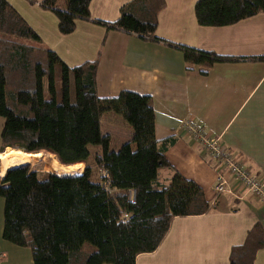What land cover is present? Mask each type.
I'll use <instances>...</instances> for the list:
<instances>
[{"label":"trees","instance_id":"16d2710c","mask_svg":"<svg viewBox=\"0 0 264 264\" xmlns=\"http://www.w3.org/2000/svg\"><path fill=\"white\" fill-rule=\"evenodd\" d=\"M90 3L65 0L61 6L57 0L39 1L55 15L63 35L83 20L174 46L186 63L210 66L245 58L160 39L156 29L165 0H130L112 21L93 18ZM263 11L264 0L194 3L201 26L230 25ZM40 43L8 0H0V153L6 148L44 152L61 165L85 164L86 174L84 179L60 176L26 163L6 169L0 177L5 241L29 248L32 264H135L137 255L157 248L174 217L215 209L203 189L167 161L165 151L176 138H155L150 96L121 90L99 97L96 59L69 67ZM105 112L117 114L132 130L117 150H110V134L101 131ZM90 145L95 146L92 153ZM163 168L172 170L169 183L159 180ZM263 246V227L257 222L243 243L231 248L228 264H253Z\"/></svg>","mask_w":264,"mask_h":264},{"label":"crops","instance_id":"0c3cea01","mask_svg":"<svg viewBox=\"0 0 264 264\" xmlns=\"http://www.w3.org/2000/svg\"><path fill=\"white\" fill-rule=\"evenodd\" d=\"M39 1L8 0L37 33L40 44L53 50L67 66L97 60L99 97L121 90L150 96L155 138H176L165 151L167 161L199 185L214 204L215 209L204 214L174 217L157 248L137 255L135 264H228L231 248L243 243L253 224L259 222L264 232V202L239 187L234 195L215 194L216 173L223 171L182 126L195 123L208 135L219 137L224 150L264 179V59L259 58L264 56V11L230 25L201 26L194 13L196 0H165L156 29L160 39L245 57L205 66L186 63L182 51L169 44L106 30L90 21L77 20L75 30L63 35L57 30L55 15L42 9ZM128 1L91 0V16L115 20ZM126 129L128 135L119 143L130 138L131 127L126 125ZM101 131L109 133L111 141L118 130L101 126ZM171 173L168 168L160 169L159 180L165 183ZM2 229L0 198L1 264H32L30 249L5 241ZM253 264H264V246Z\"/></svg>","mask_w":264,"mask_h":264},{"label":"built area","instance_id":"2783aa9c","mask_svg":"<svg viewBox=\"0 0 264 264\" xmlns=\"http://www.w3.org/2000/svg\"><path fill=\"white\" fill-rule=\"evenodd\" d=\"M182 129L191 134L194 141L210 157L218 161L217 167L222 169L223 172L216 173L214 181L215 194L228 193L234 195L236 189L239 187L244 192L264 202V179L256 176L248 166H244L239 161H235L230 152L223 149L219 137L208 135L200 126L191 122H185Z\"/></svg>","mask_w":264,"mask_h":264},{"label":"rangeland","instance_id":"374dc122","mask_svg":"<svg viewBox=\"0 0 264 264\" xmlns=\"http://www.w3.org/2000/svg\"><path fill=\"white\" fill-rule=\"evenodd\" d=\"M64 3H65V0H58V4L62 5ZM108 113L111 114V115H103L102 116V118H101V126H102V129H106V128L109 129V127L110 128L114 127V129L118 130L116 133H114L111 136V141H110V144H109L110 150H117L119 148V146L121 145V143H119V141H121V138L122 137H126V135H128V132H127V129H126V125L128 126V124L124 123L125 125H123L122 123H123L124 120L121 117H118V115H116L113 112H105L104 114H108ZM3 121H4L3 118L0 116V131H1V128H2ZM114 131L115 130H113V132ZM89 149H90V151L92 153V151H95V146L94 145H90ZM37 154H38V157L34 161L26 163V164H29L31 169H35L36 171H39V172H49V173H53V174H56V172H58L57 174H59L60 176H63V175H65V176H68V175H71V176L72 175H79V176H81L82 175V179H84V175L86 174L85 164H82L81 166H77L75 170H69V172H59L58 171L59 168L54 170L52 165H51L54 162V160H55L52 155L44 154V152H42L40 156H39V153H37ZM0 161H1V163H0V170L1 171L0 172H2L7 167H5V164H4V162L1 159H0ZM50 170H53V171L51 172ZM79 170H80V172L78 173ZM64 173H69V174H64ZM95 178L96 177H93V181H95L94 180ZM96 181H99V180L96 179ZM167 182L168 181H166V183Z\"/></svg>","mask_w":264,"mask_h":264},{"label":"bare ground","instance_id":"6f19581e","mask_svg":"<svg viewBox=\"0 0 264 264\" xmlns=\"http://www.w3.org/2000/svg\"><path fill=\"white\" fill-rule=\"evenodd\" d=\"M41 153H39V156ZM38 157L37 153H27L19 149L6 148L4 152L0 153V159L4 162L5 167H13L19 164L34 161ZM50 164V163H49ZM53 169L59 168V172H69L75 170L77 166H65L59 164L56 160L51 164ZM5 171L0 172L4 174Z\"/></svg>","mask_w":264,"mask_h":264}]
</instances>
